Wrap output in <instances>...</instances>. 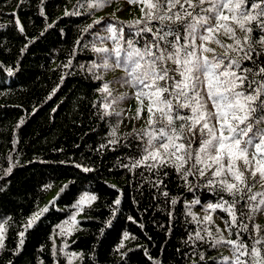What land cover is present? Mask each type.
Returning a JSON list of instances; mask_svg holds the SVG:
<instances>
[{
    "label": "trees",
    "instance_id": "1",
    "mask_svg": "<svg viewBox=\"0 0 264 264\" xmlns=\"http://www.w3.org/2000/svg\"><path fill=\"white\" fill-rule=\"evenodd\" d=\"M90 2L0 0V224L5 223L0 264H235L239 253L227 241H242L249 252L255 247L264 260V243H256L264 242V205L255 210L260 196L248 199L264 193L259 174L245 172L251 191L235 197L232 223L228 212L208 209L220 202L207 185L214 169L203 177L193 170L185 180L173 167L158 172L133 166L143 151L149 112L137 89L123 83V68L111 61L102 67L104 54L94 49L114 46L111 39H99L109 35L108 23H118L126 35L135 31L128 25L142 17L144 5L108 0L90 8ZM252 27V38L259 39L255 22ZM208 46L215 49L205 54L209 58L223 54L216 44ZM207 106L211 110V101ZM200 138L197 133L193 149ZM237 165L244 171L242 161ZM54 190L49 209L24 229ZM85 193L96 199L81 207L77 229L63 230ZM220 195L233 200L227 192ZM240 261L254 264L247 255Z\"/></svg>",
    "mask_w": 264,
    "mask_h": 264
},
{
    "label": "snow or ice",
    "instance_id": "2",
    "mask_svg": "<svg viewBox=\"0 0 264 264\" xmlns=\"http://www.w3.org/2000/svg\"><path fill=\"white\" fill-rule=\"evenodd\" d=\"M107 2L91 0L88 6L104 7ZM128 3L144 5L142 17L128 25L135 31L126 35L118 23H108L109 35L99 39H111L114 46L94 50L104 54L102 67L108 68L111 61L112 67L123 68L126 73L123 83L137 89L141 104L144 99L149 101L148 128L143 130L146 140L141 157L134 160L133 166L144 165L158 172L173 167L185 180L194 174L193 170L203 177L207 170L214 169L215 179H209L207 185L216 190L220 202L208 204V209L228 212L235 223L234 206L238 203L235 197L251 191L245 172L264 179V127H260L264 125V61L260 60L264 51L255 47L264 46V0H128ZM253 22L261 33L259 39L252 38ZM237 31L244 35L238 36ZM221 36L232 43L225 44ZM210 43L223 49V54L211 58L205 55L215 53L208 46ZM246 61L253 66L247 67ZM169 63L175 67L170 69ZM102 90L107 92L108 86L104 85ZM207 101H211L215 111L208 110ZM154 108L159 112L158 118ZM181 109H188L190 114H182ZM197 133L201 137L199 147L193 149ZM189 161L194 163L186 168ZM237 161H242L244 171ZM163 175L168 173L165 171ZM223 192L233 196L231 203L220 195ZM257 195L260 200L255 210H261L264 193L248 199L255 201ZM85 199L94 201L96 197H85L76 206L79 208ZM114 203L118 205L120 200ZM34 219H39V215ZM32 223L30 220L29 226ZM124 235L127 238L128 234ZM197 238H201L199 233ZM227 243L239 253L235 264H241L240 256L260 257L258 249L253 247L249 252L242 241ZM0 247H3L2 233Z\"/></svg>",
    "mask_w": 264,
    "mask_h": 264
},
{
    "label": "rangeland",
    "instance_id": "3",
    "mask_svg": "<svg viewBox=\"0 0 264 264\" xmlns=\"http://www.w3.org/2000/svg\"><path fill=\"white\" fill-rule=\"evenodd\" d=\"M148 105H149V101L147 99H144L143 104H142L144 110L148 109ZM142 106H141V108H142ZM207 108H208V110H210L209 106H207ZM210 111H215L213 106H212ZM56 195H57V190H54L49 194V196L46 198V200L42 204H40L38 206V208L27 218V220L23 224L24 229H26L27 227H31L38 220V219H34L35 216L39 215V218H40L43 215V213L45 212L43 210L45 208L49 209V206L53 202V200L55 199ZM85 197H91V195L89 193H85L80 197V199L78 201H80L81 199H83ZM77 202L75 204V208H76L75 216H74L75 222H73V220L66 221L65 223H62V225H61V227H63V230H65L67 232H73L75 229H77V222H78V219L81 217V207L83 205H86L87 203H89V200L85 199L84 203L79 208L76 206ZM30 220L33 221L31 226H29ZM4 229H5V223L3 222L0 224V233H2L3 238H4ZM70 259L72 260L73 263H77V261H78V258L75 257V254H72L70 256ZM253 259H254V264H257V261H258V264H264V260L261 258V256L260 257H253Z\"/></svg>",
    "mask_w": 264,
    "mask_h": 264
}]
</instances>
